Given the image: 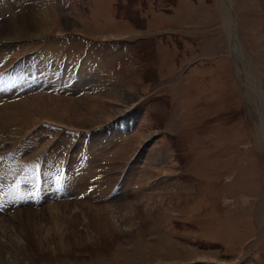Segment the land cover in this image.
Segmentation results:
<instances>
[{"label":"rangeland","instance_id":"374dc122","mask_svg":"<svg viewBox=\"0 0 264 264\" xmlns=\"http://www.w3.org/2000/svg\"><path fill=\"white\" fill-rule=\"evenodd\" d=\"M227 1L264 95V0ZM30 5L48 29L16 33ZM226 8L0 0V264H264L262 108Z\"/></svg>","mask_w":264,"mask_h":264},{"label":"bare ground","instance_id":"6f19581e","mask_svg":"<svg viewBox=\"0 0 264 264\" xmlns=\"http://www.w3.org/2000/svg\"><path fill=\"white\" fill-rule=\"evenodd\" d=\"M221 1V3H222V6H223V8L224 7H226L227 6V10L226 11H229V17H231V19L233 20H229L228 19V16L227 15H225V18L224 19H226L227 20V22H226V28L228 29V32H229V36H230V41L232 42V46H233V54H234V57H235V61H236V64H237V66H238V68L240 69V74L243 76V81H244V84H245V89H249V87H251V89H252V91H253V93L256 95H254L255 96V98L257 99V97H259V99H257V102H258V104L257 105H255L254 106V103L256 102V101H254V99H253V101H252V96H251V93H250V91H248V90H246V93H247V100H248V103H250L251 105H253V108H256L257 106H259L260 104H261V108H262V124H263V130H264V95H263V93H261L262 91H261V88H260V85H259V83H258V80H257V77H256V74L252 71H249L248 69H247V64L245 63V61H244V58H243V55H242V58L239 56V54H238V50H239V41L237 40V38H235L236 36H238L237 35V23H236V26H234V21L236 20L235 19V17H234V14H233V16H230V11H231V6L228 4V1L227 0H220ZM36 6V5H35ZM35 6H32V5H30V6H28L29 8H30V10L32 11V13L31 14H26L25 15V17H23L22 18V23L20 24V25H16L17 24V21L15 20L14 22H13V28H14V30L16 31V33H18L20 30H22L23 31V29L25 28L26 29V31H28V29L27 28H29L30 27V25H32V24H34V23H31L32 22V20H35L36 22L35 23H37L38 25H39V30H40V28H41V30L42 31H44V30H46V29H48L47 28V26H46V23H47V21H45L44 20V16L43 15H41V13L40 12H38V13H40V14H37L38 16H36V11H38V9L35 7ZM33 14V15H32ZM45 15V14H44ZM32 18V19H31ZM30 23V24H29ZM42 23H43V25L45 26V28H43V26H41L42 25ZM230 25H231V27H230ZM22 27V28H21ZM21 32V31H20ZM19 32V33H20ZM15 33V34H16ZM45 32H43V33H41V34H44ZM31 35H33V34H31ZM37 35V34H36ZM14 36H17V35H14ZM241 52V51H240ZM56 56V55H55ZM54 58L55 57H52V60L54 61ZM45 63V62H44ZM245 63V65L243 66V64ZM249 61H248V68H251L250 66H249ZM42 65V64H41ZM44 65V64H43ZM53 65H54V63H50V67H51V69H52V67H53ZM40 67V66H39ZM43 69V68H42ZM49 69V68H48ZM30 70V69H29ZM43 72V71H42ZM51 71H49V73H50ZM33 75V74H32ZM54 75V74H53ZM52 75V76H53ZM20 76V75H19ZM24 76V75H23ZM47 77V76H46ZM48 77H51V76H48ZM23 78V77H22ZM24 78H27V77H24ZM30 78V77H29ZM26 82H28V81H26ZM28 100V99H27ZM33 99L31 98V99H29V103L32 101ZM46 103H47V101H45ZM26 104H28L27 102H25ZM33 103V102H32ZM31 103V104H32ZM33 105H34V103H33ZM7 106V105H6ZM17 106V105H16ZM38 106V105H37ZM58 107H60V106H58ZM252 107V106H251ZM11 108V107H10ZM19 108V107H18ZM17 108V109H18ZM32 108H34V107H32ZM37 108H39V107H36V109ZM52 108H53V110L54 109H56V110H58L57 109V106H52ZM90 109H92V110H96L97 108H99L98 107V105H94V106H92V107H89ZM41 110H43V112H46L47 113V111L46 110H48V107H47V105H45V104H42V108H40ZM44 109H46V110H44ZM38 110V109H37ZM55 110V111H56ZM126 110V109H125ZM8 111V110H7ZM11 111V110H10ZM61 111H63V112H66V114H67V111H68V109H65L64 107L63 108H61ZM91 112V111H90ZM124 111L122 110V109H120V110H118V113H120V114H122ZM5 113V112H4ZM28 113V112H27ZM39 113V112H38ZM57 113V112H56ZM92 113V112H91ZM24 114V113H23ZM29 114V113H28ZM59 114H60V112H59ZM62 114V113H61ZM65 114V113H64ZM32 115V114H31ZM34 115V114H33ZM40 115V114H39ZM42 115H44V114H42ZM80 115L81 116H84V117H86V115H83V114H81L80 113ZM44 116H46V115H44ZM123 116H128V114H127V112L126 113H124L123 114ZM38 117V116H37ZM41 117H43V116H41ZM59 117V116H58ZM112 118V117H111ZM26 120V119H25ZM53 148V147H52ZM52 151V150H51ZM46 174V173H45ZM62 204V203H61ZM68 205H70V204H68ZM87 205V204H86ZM50 208H55V205H52ZM56 209V208H55ZM19 214H23L22 212L21 213H19ZM115 220V219H114ZM5 222V221H4ZM10 222V221H9ZM10 223H12V222H10ZM15 224V223H14ZM3 224H1V235L3 236V235H5L9 230L7 229V227L6 226H2ZM18 226H23V223H20L19 225H13L12 226V228H16V227H18ZM4 227H6V228H4ZM9 228V227H8ZM17 232V231H16ZM14 234V232L11 234H9V236H11V235H13ZM83 234V233H82ZM6 235H8V234H6ZM83 236V235H82ZM5 237V236H4ZM19 240H20V238H19ZM18 240V242H20ZM26 241L27 242H29V240L28 239H26ZM23 243V242H22ZM3 246H5L3 243H1ZM15 244H18L17 243V241H15ZM5 248V247H4ZM4 250V249H3ZM1 254V253H0ZM30 255V254H29ZM31 256V255H30ZM28 257V256H27ZM29 258V257H28ZM1 260L2 261H4V258L3 257H1Z\"/></svg>","mask_w":264,"mask_h":264}]
</instances>
